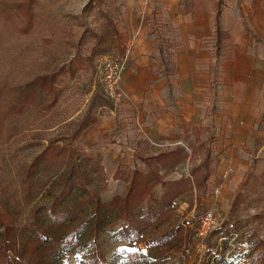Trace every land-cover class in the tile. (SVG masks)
Returning <instances> with one entry per match:
<instances>
[{"label":"rangeland","instance_id":"rangeland-1","mask_svg":"<svg viewBox=\"0 0 264 264\" xmlns=\"http://www.w3.org/2000/svg\"><path fill=\"white\" fill-rule=\"evenodd\" d=\"M30 1L0 0V247L11 248L0 264H83L127 252L143 253L150 264H253L262 255L259 264H264V160L252 157L246 177L227 167L219 173L215 132L202 141L215 158L207 186L184 194L189 205L184 214L174 208L173 220L150 227V239L122 240L124 219L98 207V201L107 204L126 194L135 168L145 174L158 169L148 151L151 141L139 139L131 123L120 130L133 138L94 142L97 133L115 126L116 120L109 121L125 102L127 85L161 86L171 107L197 103L201 117L213 121L216 116V102L226 91V59L216 55V0H197L196 7L206 9L186 14L192 0H33V25L25 33L29 12L20 5ZM223 1L228 12L241 0ZM99 36L108 53H100ZM137 50L147 64L131 59ZM198 64L206 73L197 82L202 86L194 85ZM42 76L49 85L28 87ZM188 85H194L192 91ZM194 93L198 99L188 96ZM94 97L98 125L75 138ZM261 117L257 128L264 130ZM186 134L163 143L179 151L173 160L184 162L175 174L160 169L166 180L188 177L205 156L198 140ZM165 190L156 185L153 199ZM209 209L218 213L221 228L201 244L192 225ZM177 225L184 233L171 246L148 249L147 241Z\"/></svg>","mask_w":264,"mask_h":264},{"label":"crops","instance_id":"crops-1","mask_svg":"<svg viewBox=\"0 0 264 264\" xmlns=\"http://www.w3.org/2000/svg\"><path fill=\"white\" fill-rule=\"evenodd\" d=\"M221 26L226 33V38L222 40L219 50L217 47L216 55L221 52L220 57L226 59L223 63L224 77L222 79V87L226 91L222 93V96L218 98L219 101L216 102L218 111L216 116L212 117L213 121L201 117L200 105L197 103L186 104L181 102L179 109L171 107V104L167 103L166 92L161 89V86L149 88L143 86L141 88V86L135 87L129 84L124 92L125 102L116 109L112 121H109L112 124L116 120L115 126L112 124L115 128L113 129L110 126L106 129V132L97 133L94 136V142L104 139L113 140V138H118L123 142L127 141L129 136L133 138L130 132V135L126 136L122 135L120 130L121 127L127 128L126 122L131 123L138 127L139 134L137 136H140L139 139H148L152 143L148 151L152 152L151 156L158 166L156 172H152L157 173L163 181H175L181 178L175 177L166 180L161 176L160 169L163 168L165 172L175 174V172L184 168V162L182 164V159L178 158L173 160L179 151L166 148L163 143L172 142L180 136L179 132L187 133V138L195 137L198 140L197 144L206 151V156L208 151L212 154V150L204 148L202 141L205 137L210 136V132H215L211 133L212 136L216 137L214 139V152L218 159L222 158L219 173L227 167L238 169L245 177L249 175L251 158L260 157L261 161L264 160V130L257 128L262 119L261 116L264 114V0L238 1L237 5L231 6L228 12L223 13ZM199 51L200 47H198ZM138 52L139 50L134 51L131 59L136 60L135 62L138 64H147L145 57H139ZM182 58L187 59L185 55ZM197 58L199 62L202 61L199 57ZM194 73H196L194 85L202 86L197 82L200 78L205 77L206 73H202L199 64L195 66ZM199 74H201L200 77ZM194 85H188V88L186 87L187 92L192 91L191 87ZM206 86L211 85L207 84ZM239 89H243V95H239L242 94ZM194 95V97L192 94L188 96L198 99L197 93H194ZM95 122L97 123V120ZM96 123L91 128L97 126L98 123L97 125ZM212 125L217 126V128H213ZM193 131L200 135L193 136ZM180 150L183 153L186 152L183 149ZM205 156L192 168L199 166L204 161ZM169 158H172V160L170 159L171 164L166 163V159ZM212 158L213 169L215 162L213 154ZM107 159L111 161L112 157H107ZM134 170L142 171L141 168H135ZM188 206L187 199L182 195L176 200L174 205L176 211H174L175 213L184 214ZM171 220H173V217ZM152 232H154L153 228L147 229L143 233L142 239H150ZM131 246L133 251L134 244H131ZM139 247L144 250L145 246L139 245ZM127 250L131 251L130 249ZM147 252H149L148 249L145 254Z\"/></svg>","mask_w":264,"mask_h":264},{"label":"trees","instance_id":"trees-1","mask_svg":"<svg viewBox=\"0 0 264 264\" xmlns=\"http://www.w3.org/2000/svg\"><path fill=\"white\" fill-rule=\"evenodd\" d=\"M33 4L34 1H30L24 5H20L25 11L29 12L28 15V26L25 27L23 32L27 33L33 25ZM197 0H192L185 6V14L190 12H201L206 7L198 9L196 7ZM21 8V7H20ZM216 37L218 50L221 48L222 40L226 38V33L222 30L221 19L223 17L224 1L216 0ZM213 9V8H212ZM103 37L97 38V43L101 46L100 53H108L109 47L103 45ZM48 84L47 77H38L35 81L31 82L28 87L37 89V87L45 88ZM86 114L82 117V120L76 127L73 133V137L77 138L82 132L87 131L96 121L94 116V110L97 108V98L94 97L90 104ZM46 154L40 156L37 159L41 163L46 158ZM37 162V163H39ZM37 163L35 162L31 167L32 170ZM213 158L210 151L207 152L204 161L199 165L195 166L190 171V176L175 181H163L161 177L155 172H149L148 174L143 173L141 170H134L131 172L129 179V186L124 196L116 195L112 201L107 204H102L98 201L99 209H104L108 213L117 212L120 217L124 219V224L118 232L119 237L127 242H138L142 239V235L147 229L153 227L159 229L163 224L168 222L174 213V205L177 199L182 195L191 191L192 189H204L208 184V179L211 175ZM162 184L166 187V190L159 198L153 199L152 192L153 188L157 184ZM238 197L241 196L238 193ZM146 203L145 210L141 207ZM234 207L231 208L233 210ZM228 223V222H227ZM184 233V228L181 225L173 227L167 232L162 233L158 237H155L147 241V247L149 250L162 249V247L171 246L176 241L177 236H181ZM227 235V233H226ZM174 240V241H173ZM32 243L28 244L30 247ZM11 248L5 244L0 247V260H5L7 252ZM262 256H258L253 264H259L262 260ZM83 264H150L151 260L146 258L143 253L130 252L125 253L121 256H116L113 260H107L104 256L95 258L93 262H82Z\"/></svg>","mask_w":264,"mask_h":264},{"label":"built area","instance_id":"built-area-1","mask_svg":"<svg viewBox=\"0 0 264 264\" xmlns=\"http://www.w3.org/2000/svg\"><path fill=\"white\" fill-rule=\"evenodd\" d=\"M121 95V93H118L116 96L121 97ZM219 228H221V225L218 213L211 209L204 211L198 215L195 223L192 225L194 239L196 242L203 244L211 235L216 233Z\"/></svg>","mask_w":264,"mask_h":264}]
</instances>
